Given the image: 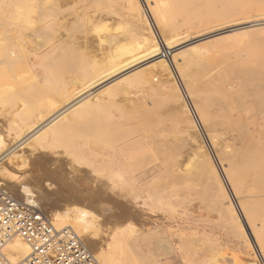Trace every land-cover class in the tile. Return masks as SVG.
<instances>
[{
	"label": "rangeland",
	"instance_id": "rangeland-1",
	"mask_svg": "<svg viewBox=\"0 0 264 264\" xmlns=\"http://www.w3.org/2000/svg\"><path fill=\"white\" fill-rule=\"evenodd\" d=\"M143 3L141 0H0V138L8 132L13 136L34 127L44 120V113L75 96L83 98V104L62 116L66 124L108 119L115 132L94 138L82 136L81 128L65 124L63 132L56 136L34 139L49 147L29 141V149L20 151L26 155L29 150H36L38 155L33 160L37 164H30L28 169L15 162L6 175L0 173V182L17 199L49 195L39 205L21 202L41 209L50 220L54 214H63L72 206H84L95 225L84 231L81 240L93 255L101 248L117 264H263L264 183L258 187L249 174L246 177L242 162L238 165L234 162L237 170L241 169L236 174L238 177H233L227 160H240L245 149L252 146V154L264 156L261 150L264 149V89H254V83L264 73V0ZM153 4L157 6L155 12ZM144 26L150 33L148 38L161 48L160 60L168 68L164 65L147 68L149 65L145 66L147 61L142 60L145 57L141 52L126 55L135 61L134 65L123 56L125 48L137 45L147 35ZM168 41L173 44L166 49L162 44ZM8 49L15 53L12 64L3 61ZM68 57L73 60L69 62L72 66L66 63ZM140 67L147 68H143L147 81L132 79L130 74L126 80H118L123 73ZM237 74H242L240 79ZM225 80L235 85L236 91L227 107L216 90V82L224 85ZM245 81L250 85L249 91L242 89L241 82ZM167 83L177 86L175 93L179 97L169 93ZM108 91H111L110 100L89 111L88 118L80 121L91 102ZM176 99H183L180 104L185 106V111L181 106L178 109ZM232 108L239 110L244 118L241 128H236L240 133L232 130L224 116ZM121 118L129 120L127 126L118 121ZM189 120L188 125L193 121L192 128L187 127ZM223 122L231 128L222 126ZM242 129L245 131L241 133ZM151 130H155L153 138ZM215 136L221 139V144L218 139L215 141ZM233 136L236 139L232 141ZM241 137L246 144L241 146L243 152L239 156L240 145L235 141ZM192 140L198 145L191 146ZM190 148L197 151L195 156H199V161L206 157L204 161H210L214 167L203 175L206 181L202 175L189 177L181 171L195 165L187 159ZM122 155L133 156L126 174L122 180L108 178L106 174L109 175L110 168L117 169ZM54 156L63 160L60 167L48 162ZM70 167L71 175L64 171L51 173ZM212 170L216 175H212L215 174ZM12 183L22 187L12 190ZM109 184L122 191L115 195L107 188L105 200L95 205L88 206L73 197L84 193L93 199L99 188Z\"/></svg>",
	"mask_w": 264,
	"mask_h": 264
},
{
	"label": "bare ground",
	"instance_id": "bare-ground-1",
	"mask_svg": "<svg viewBox=\"0 0 264 264\" xmlns=\"http://www.w3.org/2000/svg\"><path fill=\"white\" fill-rule=\"evenodd\" d=\"M142 2H146L147 0H141ZM143 3V4H144ZM159 3V2H158ZM142 4V5H143ZM157 4V3H156ZM154 6H156V5H154L153 4V10H154V12L155 11H157V6H156V8L154 7ZM137 15V14H136ZM130 16V15H129ZM131 16H132V18H133V14H131ZM134 18H137L138 19V16L137 17H135L134 16ZM132 20V19H131ZM138 23V22H137ZM136 24V23H135ZM141 24H143V23H141ZM145 24V23H144ZM261 24V23H260ZM257 25V24H256ZM255 25V26H256ZM262 25V24H261ZM141 26V25H140ZM143 26V25H142ZM159 27V26H158ZM250 27V26H249ZM145 28H147V27H145L144 26V29ZM140 29V28H139ZM161 29V28H160ZM146 30V36L143 38V39H140L139 40V43L137 44V45H135V46H132V47H130V48H125L124 50H123V56H126V55H128V56H130L131 54H133L132 56H134V54H136L137 52H141L142 54H144L142 57H145V59L143 58H141L143 61L145 60V61H147L146 63L147 64H145V66L147 65H149V67H147V68H154L155 66H160V67H162L164 64L163 63H166V62H164V61H161L160 59H161V57H160V55H161V51H160V47H159V45H155L154 44V42L153 41H151L149 38V35H150V33H149V31H148V29H145ZM163 30H165V29H163ZM166 31V30H165ZM144 36V35H143ZM149 37V38H148ZM174 37V36H173ZM159 38V37H158ZM172 40H173V38H172ZM173 44V41L171 42V41H168L166 44H162L163 45V47L164 48H166V49H169L170 47H172L171 45ZM175 45V44H174ZM177 45V44H176ZM174 47V46H173ZM13 49V48H12ZM173 51V50H172ZM178 51H179V49H178ZM134 52H136V53H134ZM184 52V51H183ZM68 53H69V51H68ZM173 53H175V52H173ZM73 54V53H72ZM179 55H182V52H179L178 53ZM70 55H71V53H70ZM136 56H138V55H136ZM12 57H15V53L12 51V52H10V49H8V50H6V54H5V56L3 57V61L5 62V64L7 63V64H12L11 62L14 60V59H12ZM19 58H20V56H18L17 57V59L19 60ZM68 58H70V59H67V62L66 63H68L67 65H73V64H69V62L71 61H73L72 59H71V57H68ZM126 58L127 59H129L127 56H126ZM163 58V57H162ZM21 59V58H20ZM126 59V60H127ZM135 59V58H134ZM140 59V58H139ZM16 60V59H15ZM130 60V59H129ZM131 60L133 61V65H134V60L131 58ZM130 60V61H131ZM187 60V59H186ZM185 60V61H186ZM125 61V60H124ZM3 62V63H4ZM70 62V63H71ZM126 62H129V61H126ZM258 62V61H257ZM73 63V62H72ZM137 63V62H136ZM187 63V62H186ZM185 63V64H186ZM125 64V63H124ZM131 64V63H130ZM141 64V63H140ZM259 63H257V65H258ZM261 65V64H260ZM259 65V66H260ZM129 67V65L127 64L126 65V67ZM157 66V67H158ZM166 68H168L166 65H164ZM171 66V65H170ZM262 66V65H261ZM260 66V67H261ZM123 67H124V65L121 67V70L123 71ZM133 67V66H132ZM70 68H72V67H70ZM144 68V67H143ZM135 68L136 70H133V69H130V71L131 70H133V71H131V73H129L130 71H128V73L126 72V73H123L122 75H120L118 78V80H123V79H125L126 80V76L127 75H131V78L132 79H135V80H140V81H142L146 76H145V70H147V68ZM55 69V68H54ZM154 69H156V68H154ZM163 69V68H162ZM175 69H176V67H175ZM189 69V68H188ZM224 71L226 70V69H223ZM228 70H231V69H228ZM233 70V69H232ZM231 70V72L233 73H235L236 71H232ZM254 70V69H253ZM252 70V71H253ZM258 70H260V68L258 69ZM263 70V69H262ZM154 71V70H153ZM169 71H171V70H169ZM227 71V70H226ZM255 71V70H254ZM125 72V71H124ZM209 72H211V71H209ZM238 72H240V71H238ZM255 72H257V71H255ZM255 72H253V74L255 73ZM58 73V72H57ZM122 73V72H121ZM171 73V72H170ZM237 73V72H236ZM262 74H263V76L256 82V83H254V86H255V88L254 89H256V90H259V89H264V73L263 72H261ZM120 74V72L118 73V75ZM59 74H57V76H58ZM199 75V74H198ZM239 75H242V74H237V76H238V78H239ZM173 76V75H172ZM223 76V75H222ZM234 76V75H233ZM232 76V77H233ZM247 76V75H246ZM235 77V76H234ZM174 78V77H173ZM244 78V77H243ZM256 78V77H255ZM147 78H145L144 79V81L146 80ZM213 79V78H212ZM240 79V78H239ZM253 79V78H252ZM211 80V79H210ZM214 80V79H213ZM212 80V81H213ZM147 81V80H146ZM226 81V80H225ZM241 81V80H240ZM150 81H149V79H148V83H149ZM167 82V81H166ZM211 82V81H210ZM214 82V81H213ZM252 83V82H251ZM150 84V83H149ZM152 84V83H151ZM150 84V85H151ZM201 84V83H200ZM205 84V83H204ZM207 84V83H206ZM205 84V85H206ZM216 86H217V88L218 89H216L217 90V92H219V94H222V99L223 100H225V102H226V107L228 106L227 104H230L231 105V98H232V95H233V93H235L236 91L234 90V86L232 85V84H227V81H226V83L224 84V85H222L221 84V82H220V84H218V82H216ZM156 85V84H155ZM167 85H168V90L170 91L169 93H173V96H178V95H176V93H175V90L177 89L176 87H174L173 86V84L171 83V84H168L167 83ZM177 85V84H176ZM189 85V84H188ZM204 85V86H205ZM213 85V84H212ZM241 85H242V89L244 90V88L246 89L248 86H250L249 84H248V86L246 85V81L245 82H241ZM149 86V85H148ZM152 86H154V85H152ZM203 86V85H202ZM208 86V85H207ZM215 86V87H216ZM45 88V87H44ZM149 88V87H148ZM151 88V87H150ZM149 88V89H150ZM157 88V87H156ZM159 88V87H158ZM176 88V89H175ZM203 88V87H202ZM154 89V88H153ZM152 89V90H153ZM161 89V88H160ZM215 89V88H214ZM253 89V90H254ZM151 90V89H150ZM179 90V89H178ZM192 90V89H191ZM211 90V89H210ZM213 90V89H212ZM241 90V89H240ZM154 91H159V89H155ZM160 91H163L162 89L160 90ZM199 91V90H198ZM204 91V90H203ZM206 92H207V89L205 90ZM247 91H249L248 90V88H247ZM85 92V91H84ZM110 92L111 91H108V93H106V95L103 93V96L102 97H100V98H96V99H94L92 102H91V105H90V108L87 110L86 109V112L85 113H83L82 115H81V120L80 121H84L85 119H87L88 118V116H89V111H92V109H95L97 106H99V105H101V104H103L104 102H107V101H109L110 100V98H111V94H110ZM195 93H196V91H194ZM205 92V93H206ZM160 93V92H159ZM171 93V94H172ZM248 93V92H247ZM253 93V92H252ZM251 93V94H252ZM254 93H255V90H254ZM253 93V94H254ZM77 94H78V92H77ZM86 94V93H85ZM84 94V95H85ZM90 94H92V93H90ZM194 94V93H193ZM207 94V93H206ZM251 94H249L248 96H251ZM259 94V93H258ZM56 95L59 97V89H58V93H56ZM71 95V94H70ZM80 95V94H79ZM87 95V94H86ZM105 95V96H104ZM149 95H150V93H149ZM212 95H214V94H212ZM209 96H211V95H209ZM157 97V96H156ZM179 97V96H178ZM193 97H194V95H193ZM212 97V96H211ZM44 98V97H43ZM79 98V99H78ZM213 98V97H212ZM253 98V97H252ZM257 98V96L255 97V99ZM258 98H259V96H258ZM67 100H65V102L63 103L62 102V104L63 105H58V107H56V108H54V110L52 109V110H50V111H48V112H46V114L44 113V115H43V117H44V120L43 121H39V122H37V123H35L34 124V127H28L27 128V130H25L24 132H21V133H16V134H14L13 136H12V134H9V132H8V135L7 136H4V137H2V138H0V149H2V151H0V173L1 174H5L6 175V173H7V171H9L8 169L11 167V165H14V163L15 162H17L18 163V165L19 166H27L28 167V169H31V168H29V167H31V166H33V165H35V164H37V162L35 161V160H33L35 157H36V155H38V154H36V150L34 151V150H29L28 152H26V155L25 154H23L22 153V151H20V150H22L23 148H28L27 147V145H28V143H29V141H33L34 139L36 140V138H40L41 139V137H43V136H45V135H49V136H56V134H59V132H61L63 129H64V127L63 126H65V124H66V122L64 121V120H66V119H64V118H62V116L67 112L68 114H69V112L68 111H73V110H75L76 108H77V106L79 105V104H83L82 103V101L84 100L83 98H80V97H71V98H66ZM239 99H241V98H239ZM47 100V99H46ZM183 100V99H182ZM182 100H179V99H176L175 101V103H177L178 104V106H179V108L178 109H180V106H181V104L180 103H182ZM195 100V99H194ZM205 100H207V99H205ZM252 100V99H251ZM259 100V99H258ZM234 101V100H233ZM244 101V100H243ZM259 102V101H258ZM196 103V102H195ZM176 104V105H177ZM180 104V105H179ZM198 104H199V102H198ZM201 104V103H200ZM240 104V103H239ZM171 105V104H170ZM183 105V104H182ZM202 105V104H201ZM200 105V106H201ZM256 105V104H255ZM175 106V105H174ZM173 106V107H174ZM177 106V107H178ZM225 106H224V104H223V106L222 107H224L225 108ZM177 107L176 108H174V109H176L177 110ZM183 107H185V106H183ZM182 106H181V108H183ZM204 107V106H203ZM208 106H206V108H207ZM208 108H210V106L208 107ZM207 108V109H208ZM234 108V107H233ZM229 109V111H227L226 112V115H224L225 117H226V119L228 120V123H229V125L230 126H232V130L234 131L235 130V133H236V131H238V129H236L237 127L238 128H241V127H239V125H241V123L242 122H244V118L242 119V117H241V115H240V113H239V110H237L236 108L235 109ZM91 109V110H90ZM206 109V110H207ZM227 109V108H226ZM258 109V108H257ZM22 110V109H21ZM183 110L185 111V109L183 108ZM251 110V109H250ZM252 110H254V108H252ZM256 110V109H255ZM259 110H263V109H259ZM20 112V111H19ZM140 112V111H139ZM207 112V111H206ZM210 112H212V111H210ZM209 112V113H210ZM216 113V112H215ZM217 115H218V112L216 113ZM215 114V115H216ZM262 114H263V112H262ZM220 115H222V117H223V119H224V116H223V114H220ZM21 116V115H20ZM66 116V115H65ZM219 117H221V116H218V118ZM17 118V117H16ZM65 118H67V117H65ZM130 118V117H129ZM127 119H128V117H127ZM126 119V120H127ZM141 119V118H140ZM217 119V118H216ZM222 119V120H223ZM246 120H247V118H245ZM263 119V118H262ZM22 120V119H21ZM69 120V119H68ZM76 120V119H75ZM125 119H123V118H121V119H119L118 121L119 122H121L122 123V126H124V124L127 126L128 125V121H126ZM213 120V119H212ZM215 120V119H214ZM218 120V119H217ZM245 120V121H246ZM249 120V119H248ZM247 120V121H248ZM257 120V119H256ZM256 120H253V121H256ZM67 121V120H66ZM79 121V122H80ZM219 121V120H218ZM258 121V120H257ZM128 122V123H127ZM154 122V121H153ZM187 122V121H186ZM190 122V120L187 122V127L189 128L193 123V121L188 125V123ZM215 122V121H214ZM222 122V121H221ZM249 122V121H248ZM247 122V123H248ZM252 122V121H251ZM259 122H261L260 120H259ZM258 122V123H259ZM68 123V122H67ZM132 123H134V122H132ZM143 123V122H142ZM149 123V122H148ZM209 123L211 124V123H213L212 121L210 122V120H209ZM224 124H221L222 126L224 125L225 126V122H223ZM227 122H226V125L228 124ZM111 124H113V123H111ZM111 124H109V121H108V119H104V120H100V119H98V120H92L91 122H89V123H87V124H84L83 122L82 123H78V121H75V122H71L70 124H66L68 127H71V125H72V127H78V128H81V130H79V134L80 135H82V136H84V135H88V136H91V137H99V134H102V133H105V134H108V135H111L113 132V129L111 128ZM209 124V125H210ZM214 124H216V125H218V123H217V121L214 123ZM132 125V124H131ZM137 125V124H136ZM135 125V126H136ZM207 125V124H206ZM208 125V126H209ZM211 125H213V124H211ZM215 125V126H216ZM219 125H220V123H219ZM220 125V126H221ZM257 125V124H256ZM256 125L254 126V127H256ZM222 126H221V129H222ZM242 126V125H241ZM71 127V128H72ZM141 127V126H140ZM143 127V126H142ZM186 127V126H185ZM217 128H218V126H216ZM226 127V126H225ZM224 127V128H225ZM235 127V129H233ZM123 128V127H122ZM191 128H192V126H191ZM191 128H190V130H191ZM194 128V127H193ZM213 130H214V128H213V126L211 127ZM227 129L229 128V126L228 127H226ZM226 128H225V130H226ZM231 128V127H230ZM229 128V129H230ZM244 128V127H243ZM256 128H260V127H256ZM66 129V128H65ZM74 129H76V128H73L72 130H74ZM220 129V128H219ZM220 129V130H221ZM66 130H68V129H66ZM179 130V129H178ZM187 130V129H186ZM194 130V129H193ZM241 130V129H240ZM252 130H253V128H252ZM259 130V129H258ZM195 131V130H194ZM215 131V130H214ZM224 131V130H223ZM243 131H245V129L243 130L242 129V131H241V133L243 132ZM251 131V130H250ZM256 131H257V129H256ZM63 132V131H62ZM112 132V133H111ZM151 132H153L152 134H154V135H152V138L154 137V136H156V134H155V130H151ZM151 132H149V134L151 133ZM185 132V131H184ZM190 132V131H189ZM193 132V131H192ZM217 132H218V130H217ZM231 132V131H230ZM261 131H259V133H260ZM66 133V132H65ZM70 133V132H69ZM74 133V132H73ZM115 133V132H114ZM113 133V134H114ZM148 133V132H147ZM158 133H159V130H158ZM216 133V132H215ZM221 134H222V132H220ZM220 133H218V134H220ZM238 133H240L239 131H238ZM253 133H255V130H254V132ZM252 133V134H253ZM259 133H256L255 135H260ZM68 134V133H67ZM223 134H224V132H223ZM232 134V133H231ZM250 134V133H249ZM248 134V135H249ZM233 135V134H232ZM235 136H236V134H234ZM243 134H238V136H242ZM238 136H236V137H238ZM253 136V135H252ZM151 137V136H150ZM212 137V136H211ZM251 136H249L248 138H250ZM256 138H257V136H255ZM260 136H258V138H259ZM156 138V137H155ZM222 138V137H221ZM235 137L233 136V138H232V141H233V139H234ZM244 137H241V138H239V141L241 140V141H243L242 139H243ZM157 139V138H156ZM195 139V138H194ZM214 139H215V141L218 139L219 140V143L221 144V142H220V140L221 139H219L218 138V136H215L214 137ZM236 139V138H235ZM253 139H255L254 138V136H253ZM252 139V140H253ZM260 139H262L261 137H260ZM260 139H258V141L260 140ZM34 140V141H35ZM155 140V139H154ZM246 140H248V139H246ZM257 140V139H256ZM37 141V140H36ZM35 141V142H36ZM39 141H41V140H39ZM38 141V142H39ZM235 141V140H234ZM238 140H236L235 142H238V144L240 145L239 146V148H238V150L239 151H241V152H239V156H240V154L243 152L242 151V149H243V145L244 144H246V142H244L243 141V143H241V142H239ZM249 141V140H248ZM247 141V143H249ZM251 141V140H250ZM254 141V140H253ZM257 141V142H258ZM107 142V141H106ZM199 142V141H198ZM218 142V141H217ZM33 143V142H32ZM154 143V142H153ZM156 143V142H155ZM154 143V144H155ZM218 143V144H219ZM241 143V144H240ZM252 143V142H251ZM251 143H249L250 145H251ZM254 144H256L255 142H253ZM258 143H260V142H258ZM263 143H264V139H263ZM36 144L37 145H40V144H43L42 142L41 143H37L36 142ZM153 144V145H154ZM157 144H158V141H157ZM214 144V143H213ZM219 144V145H220ZM44 146V148H46V147H49L47 144H43ZM45 145H46V147H45ZM163 145V144H162ZM193 145H198V143H197V141H195V140H192V143H191V146H193ZM262 145L263 144H261V147H262ZM36 146V145H35ZM41 147H42V145H40ZM156 146V145H155ZM160 146V145H159ZM203 146V145H202ZM241 146H243V147H241ZM255 146V145H254ZM259 146V145H258ZM39 147V146H38ZM198 147V146H197ZM42 149V150H45V149ZM141 148V147H140ZM154 148V147H153ZM160 148V147H159ZM200 148V147H199ZM198 148V149H199ZM226 148V147H225ZM224 148V149H225ZM242 148V149H241ZM250 148V147H249ZM254 147L252 146V149H253ZM29 149V148H28ZM161 149V148H160ZM191 149V148H190ZM201 149V148H200ZM223 149V150H224ZM245 149V148H244ZM251 149V148H250ZM250 149H248V148H246L245 149V153H244V155L242 156V154H241V156L240 157H242V158H240V160H237L236 159V161H234V160H232V159H230V160H227L228 161V168H229V172L231 173V175L233 176V177H238V175H236L237 174V172L241 169H238L237 170V167L238 166H236V162H237V165L238 164H240L241 162H242V164H243V166L245 167V169H244V171L245 170H247V171H245V172H247V174H245V173H243V174H245V176L246 175H250L254 180L253 181H255L256 183H257V185L258 184H263L264 183V160H263V158H264V156H263V158H262V156H260V155H257V154H252L251 153V150ZM20 151L21 153L19 154V152L18 151ZM41 150V149H40ZM41 150V151H42ZM48 150V149H47ZM67 150V149H66ZM139 150V149H138ZM141 150V149H140ZM143 150V149H142ZM141 150V151H142ZM192 150V149H191ZM190 150V154H189V156H188V162L189 163H193V164H195V165H193V166H190L189 168L187 167V168H185L184 170H181V171H183L182 173H183V175L185 174H189L188 176L190 177V175L191 174H195V175H202V178H204L203 177V175H205L206 173H208L209 172V169L211 170V166H210V161L208 162V161H204L205 159H207L206 157L205 158H202L203 160H201V161H203L202 163H199V162H201V161H199V156H195V154H196V152L197 151H193V152H195V153H193L192 151ZM262 151L264 150V149H261ZM16 151L18 152V154L16 153ZM51 151V150H50ZM134 151V150H133ZM255 151H256V148H255ZM258 151V150H257ZM135 152V151H134ZM155 152V151H154ZM162 152V151H161ZM222 152H225V150L224 151H222ZM236 152V151H235ZM237 152V153H238ZM130 153V152H129ZM132 153V152H131ZM135 153H137V152H135ZM134 153V154H135ZM140 153V152H139ZM230 153H231V151H230ZM232 153H234L233 151H232ZM231 153V154H232ZM53 155H54V153H52ZM226 154V153H225ZM231 154H230V156H231ZM58 155V154H57ZM67 155V154H66ZM138 155V154H137ZM206 155V154H205ZM223 155V154H222ZM227 155H229V154H227ZM226 155V156H227ZM238 155V154H237ZM262 155H264V154H262ZM65 156V155H64ZM136 156V155H135ZM202 156V155H201ZM225 156V155H224ZM133 157V156H132ZM132 157H127L126 158V156H124V155H122V157H121V159H120V161L121 162H119V163H117L116 165V167H117V169L116 170H113V168H110V173H109V175L108 174H106V176L108 177V178H112V179H119V180H122V178L124 177V175L126 174V167H127V165L128 164H130L129 162L131 161V159H132ZM137 157V156H136ZM227 157H229V156H227ZM233 157V156H232ZM236 158H237V156H235ZM198 158V159H197ZM68 159V158H67ZM229 159V158H228ZM65 160V159H64ZM241 160H243V161H241ZM53 162L55 165H57V166H59V164L61 163V161H63V160H59V156H54V158H51L50 160H48V162ZM129 161V162H128ZM238 161H240L239 163H238ZM133 162V161H132ZM136 162V161H135ZM235 162V163H234ZM31 164V166H29ZM164 166V165H163ZM60 167V166H59ZM66 167V166H65ZM214 167L212 166V169H213ZM54 170V169H53ZM61 171H64L65 173L67 172V175H71L72 174V169H71V167L67 170V169H64V170H54L53 172H51V173H58V172H61ZM213 171V170H212ZM211 171V172H212ZM214 172V171H213ZM212 172V173H213ZM215 173V172H214ZM99 175H101V176H103V178H105V179H107V177L105 176V175H103V174H101V173H98ZM243 174H241V175H243ZM181 175V174H180ZM210 175H211V173H210ZM212 175H216V173L215 174H212ZM249 175L248 176H246V177H249ZM187 176V177H188ZM192 176H194V175H192ZM191 176V177H192ZM240 176V175H239ZM244 176V177H245ZM7 177V179H8V176H6ZM184 177V176H183ZM186 177V176H185ZM206 177V176H205ZM244 177H243V179H244ZM251 177L250 178H248V179H251ZM199 178H200V176H199ZM223 178V177H222ZM69 179L71 180L72 179V177L70 176L69 177ZM193 179V178H192ZM194 179H196L195 177H194ZM243 179H241L242 181H243ZM247 179V180H248ZM184 180V179H183ZM186 180V179H185ZM203 180H205V178L203 179ZM252 180V179H251ZM199 181V180H198ZM206 181V180H205ZM244 181H245V179H244ZM113 182V181H112ZM110 183H111V181H110ZM175 183V182H174ZM251 183H252V181H251ZM199 184V183H198ZM12 190H14V189H20L22 186L21 185H18L17 183H12ZM203 185H204V182H203ZM253 185V184H252ZM264 185V184H263ZM262 185V186H263ZM0 186L12 197V198H14V199H16L17 201H19V202H21V201H27V202H29V203H31V204H33L34 206L35 205H39V204H42L44 201H46V198L47 199H49V195H46V196H44L43 194H41V195H39V196H30L29 198H27V200L26 199H24V198H22V197H19L18 199L17 198H15L11 193H9L6 189H5V187H4V184L3 183H1L0 182ZM175 186V185H174ZM248 186V184L246 185V187ZM254 186H255V183H254ZM115 187V188H114ZM221 187V186H220ZM219 187V188H220ZM258 187H259V185H258ZM107 188H109V191H111V192H115V195L117 194V195H119L120 194V191H122V189H119V188H117V186L115 185V184H112V185H108V187L105 185V186H102L101 188H99V190H98V192H97V194H96V196L92 199V198H90L87 194H84V193H76V195L75 196H73V197H76V199L78 198V199H80V201H81V203H84V204H86V205H88V206H90V205H95V204H97V203H100V202H103L105 199H103V197L104 198H106L107 197V193L108 192H106V191H108V190H106ZM177 189V188H176ZM230 190V189H229ZM245 190V189H244ZM264 190V189H263ZM221 191V190H220ZM222 192V191H221ZM225 197V196H224ZM226 198V197H225ZM225 198H223V199H225ZM245 199V198H244ZM106 202V201H105ZM247 202V201H246ZM21 203H23V204H25L24 202H21ZM242 203H244V201H242ZM248 203V202H247ZM221 204V203H220ZM241 204V203H240ZM245 204V203H244ZM243 204V205H244ZM251 204V203H250ZM25 205H27V204H25ZM215 205L217 206L218 205V202H217V200L215 199ZM248 205H249V203H248ZM29 208H32V209H34V210H38V211H41L42 213H44L41 209L39 210V209H37V208H33V207H30V205H27ZM245 206H247L246 204H245ZM251 205H249V207H250ZM98 207V206H97ZM102 207H103V205H102ZM248 207V208H249ZM248 208H246V209H248ZM68 209V208H67ZM232 209V208H231ZM46 210H48V209H46ZM230 210V209H229ZM67 212H63V214H61V212L57 215V214H54L53 215V220H54V226L57 228V229H59V228H68V227H70V228H72L73 229V231L77 234V235H79V237L80 236H83V235H85V233H84V231H86L90 226H92L94 223H92L91 222V219L89 218V214H90V212L89 211H87V209H85L84 208V206H80V205H75V206H72L71 207V209L68 211V210H66ZM46 212H48V211H46ZM58 211L56 210V213H57ZM48 214V213H47ZM61 214V215H60ZM91 214H92V212H91ZM95 215V214H94ZM235 215H236V212H235ZM233 216V215H232ZM235 217V216H234ZM236 217H237V215H236ZM238 219V218H237ZM52 220V219H51ZM52 220V221H53ZM235 222H237V221H235ZM95 225V224H94ZM93 225V226H94ZM89 230V229H88ZM89 232V231H88ZM87 235V234H86ZM254 245V244H253ZM163 246V245H162ZM164 248V247H163ZM167 248V247H166ZM7 250L9 251V253L11 254V262H16V261H20V260H23V259H25L28 255H29V249H28V247L20 240V239H15V240H13L9 245H8V247H7ZM259 254V253H258ZM94 256L96 257V259H97V261L100 263V264H117L116 262H115V260H113V259H109L108 257H107V255L105 254V251H103V250H101V248H100V250L99 251H97V252H95L94 253ZM261 258V257H260ZM262 262H263V264H264V259L262 260Z\"/></svg>",
	"mask_w": 264,
	"mask_h": 264
},
{
	"label": "built area",
	"instance_id": "built-area-1",
	"mask_svg": "<svg viewBox=\"0 0 264 264\" xmlns=\"http://www.w3.org/2000/svg\"><path fill=\"white\" fill-rule=\"evenodd\" d=\"M20 239L29 255L11 262L8 245ZM0 264H100L71 229H57L41 211L12 198L0 186Z\"/></svg>",
	"mask_w": 264,
	"mask_h": 264
}]
</instances>
